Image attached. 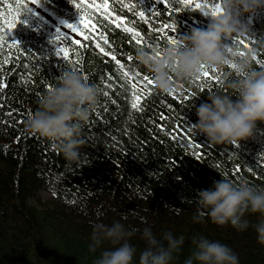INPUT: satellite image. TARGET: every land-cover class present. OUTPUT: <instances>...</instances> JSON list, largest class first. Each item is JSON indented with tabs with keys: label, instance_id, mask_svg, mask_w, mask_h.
<instances>
[{
	"label": "trees",
	"instance_id": "1",
	"mask_svg": "<svg viewBox=\"0 0 264 264\" xmlns=\"http://www.w3.org/2000/svg\"><path fill=\"white\" fill-rule=\"evenodd\" d=\"M102 2L42 0L38 9L58 22L76 23L81 11L76 4L83 6L85 19L93 13L100 17L91 21L98 31L89 39L84 36L90 29L81 25L79 40L69 36L78 43L59 42L69 50L71 63L55 56L49 40L57 26L39 15L21 17L28 26L21 23L10 29L13 33L9 39L18 40L19 48L8 43L0 46V84L5 85L0 88V264H94L102 251L113 246L105 241L95 252L89 250L93 225H111L116 220L127 230L137 229L129 238L138 249L135 264H139V251L146 247L141 238L145 227H150L165 247L163 233L184 236L172 264H184L197 236L226 244L238 256L239 264H264V244L251 226L264 221L260 213H245L250 226L244 230L230 224L216 225L207 209H201L199 222L193 220L199 207L198 191L212 189L221 179L264 187V123L258 122L253 137L239 145H213L192 128L188 130L198 122L196 109L210 103L208 96L237 99L231 84L240 77L230 66L232 58L215 73L205 69L218 77L210 83H205L202 73L200 79L187 81H178L170 73L176 91L163 94L154 83L142 80L145 74L153 80V75L135 59L140 47L155 53L150 47L135 44L131 33L123 30L140 31L162 53L172 45L167 42L169 37L180 39L190 35L193 28L207 29L209 18L194 5L209 3L205 10H210V0H191L187 7L176 5L171 13L160 5L162 14L147 23L134 11L157 8L155 0H122L136 4L134 11L121 7V0H108L115 23L103 19V10L89 7ZM219 3L222 6V0ZM24 5L35 8L31 0H0V24L7 26L13 18L18 22ZM234 17L248 29V35L239 39L248 47L239 48L255 50L253 67L264 69V64L257 62L264 59V8L255 15L234 12ZM164 24L174 25L176 31L165 29L166 35L161 37L152 30ZM100 32L110 41L112 46H105V51L114 53L115 61L95 47ZM117 62L129 73L126 83ZM74 69L87 77L98 96L81 129L80 159L69 162L55 144L27 133L25 123L37 110L42 94L58 84L56 78ZM132 92L141 94L142 110L132 108ZM196 143L199 147L192 146ZM42 190L51 194L52 204L42 200Z\"/></svg>",
	"mask_w": 264,
	"mask_h": 264
},
{
	"label": "clouds",
	"instance_id": "2",
	"mask_svg": "<svg viewBox=\"0 0 264 264\" xmlns=\"http://www.w3.org/2000/svg\"><path fill=\"white\" fill-rule=\"evenodd\" d=\"M70 4V3H69ZM221 14L208 15L207 29L193 28L190 35L181 37L179 43L162 50V55L149 54L145 49L136 50L135 59L153 75V83L163 94L176 91L170 73L178 81L197 79L207 69H221L230 63L238 80L231 84L237 99L229 95H210V103H203L196 109L198 122L190 127L196 134L203 135L213 145H239L252 138L257 123H264V69L253 67L256 51L229 48L227 43L248 35V29L234 17L255 15L264 8V0H222ZM58 84L42 94L37 110L30 114L25 131L40 136L56 145L66 161L80 159L79 149L83 147L81 129L90 116V109L97 103V89L81 74L66 70L57 78ZM199 207L193 216L199 222L207 209L208 217L218 226L230 224L240 230L247 229L250 221L245 213H260L264 216V187L239 184L221 179L212 189L197 193ZM257 239L264 244V221L251 225ZM137 229L127 230L119 220L111 225H93L89 250L95 252L105 241L113 246L104 250L94 264H135L138 249L129 243ZM141 238L146 244L139 251V264H172L175 253L184 242V236L175 238L172 232L163 233L165 247L150 227L142 230ZM193 250L184 264H239L234 251L219 241L204 236L193 237Z\"/></svg>",
	"mask_w": 264,
	"mask_h": 264
},
{
	"label": "snow or ice",
	"instance_id": "3",
	"mask_svg": "<svg viewBox=\"0 0 264 264\" xmlns=\"http://www.w3.org/2000/svg\"><path fill=\"white\" fill-rule=\"evenodd\" d=\"M2 2L7 3V0H2ZM44 2H46V0H44ZM72 2H73V0H68V3H72ZM31 3L33 5H35V8L24 5L23 11L18 13V16H19L18 22L16 21V18H13V21L10 22L7 26H5L4 24H0V46H3L5 43H8L9 47H11V48H19L20 47L21 43L18 40H15V38H13L11 40L9 39V37L12 36V33H13V30H10V29H16L17 26L21 23H24L25 27L28 26L27 21L22 20L21 17L34 18V17L38 16V13L36 11H34V9H38V8L42 7V0H31ZM155 3L158 7L150 10L149 12H146L145 10L140 11V12H135L134 10L136 9V4H134V3L125 4L122 2V0H121V7L127 8L130 11H134V15L139 16L140 19L144 20L147 23V22H149L151 17L160 16L162 14L163 10H167L169 13H171V11L173 10V8L176 5H184L185 7L189 6L191 4V0H155ZM210 4H211L210 10H205V9L209 8V3H204L203 5L200 3H196L194 5V7L197 9H200L203 12V15L205 17L208 16L209 14L213 15V16L221 14L222 9L220 7L219 0H210ZM160 5L163 6V10L159 8ZM75 7L77 9H81V11L78 12V14H79L78 23L73 24V23H69L67 21L61 20L60 25H62V27H59V26L56 27L55 31L51 34V38L49 40V43L54 48L55 56L62 57L63 59L68 60L70 63L72 61L69 60V55H68L69 50L65 47H60L59 42L61 40L68 41L69 44H74V43H78V42L72 41L69 38V34L65 31H63V29H67L71 33H75L77 35H80L81 34V25H85L90 29L88 34H86L84 36V38L87 40V39H89V36H91L94 31H98L97 24H93V23H91V21L94 18L97 21H99V19H100V17H97L95 15V13H93L92 15H89L88 19H85V15L87 13L83 9V6L80 4H76ZM89 7L95 8L98 12L103 10L101 12L103 19L115 23V21L112 19V11L109 7L108 0H103L102 3L89 5ZM11 8H12V6L9 5L10 11H11ZM0 15H2V13H0ZM118 26H121L123 28V25H118ZM165 29H170L172 32L176 31V27L174 25H170V24H164L159 28L153 26V28H152V30L154 32L161 33V37L166 35ZM123 30L131 33V40L134 41L135 44L144 45L145 47H150L152 52L155 53V55H157V56L162 55L161 52L157 51V44L155 42L146 40L145 36L142 35L140 31L135 30L134 28H123ZM161 37H158V39ZM100 41L103 42L104 46L101 45ZM167 42L171 43V44H177V43H179V39H177L176 37H169ZM226 43H227L229 48L240 47L241 45H243L244 47H248V44H246L244 40H236L235 38L231 42H226ZM105 46L108 48H111L112 45H111L110 41L107 39V37L104 35V33L100 32L99 37L95 41V47L98 48L100 50V52L103 53L104 55H111V58L115 61L116 55L114 53L106 52ZM140 48H143V47H140ZM140 48H137V49H140ZM25 52H28L30 55L33 54V52L30 50L25 51ZM6 62L7 61H5V63ZM257 62L264 64V59L258 60ZM230 66L232 68H234V65H230ZM124 68H125L124 64L117 62V70L119 72H121L122 78H124L125 83H126L127 78L129 76V73L126 71H123ZM73 71H77V69H74ZM215 71H216L215 69L212 70L213 73H215ZM132 75L134 77L137 76V74H135V73H133ZM202 75L204 78H206L205 83H210L212 80L218 79V77L211 75L208 71H205V70L202 71ZM84 79L87 80V77H84ZM197 79H200V77H198ZM142 80L147 81L148 84H153L152 78L148 77L146 74L143 75ZM139 82H142V81L138 79V83ZM3 87H5V85L0 84V88H3ZM109 87H111V85H109ZM51 89H52V87L49 86L48 90H51ZM150 93H151V90H149V94ZM108 94H109L108 92L104 93V95H108ZM140 100H141V94H138L137 92L131 93V101H132L131 106L133 109L138 110V111L142 110L141 106H140ZM188 130L191 131V127ZM192 146L193 147H199V143L193 144Z\"/></svg>",
	"mask_w": 264,
	"mask_h": 264
},
{
	"label": "rangeland",
	"instance_id": "4",
	"mask_svg": "<svg viewBox=\"0 0 264 264\" xmlns=\"http://www.w3.org/2000/svg\"><path fill=\"white\" fill-rule=\"evenodd\" d=\"M38 15L44 20V21H47L49 23H51L52 25L54 26H59V27H62V25H60V22L56 21L53 17L43 13V11H41L40 9H34ZM78 23V21L76 22ZM74 23V24H76ZM63 31L67 32L69 34V36H71L72 38L76 39V40H79V35L75 34V33H71L69 30L67 29H63ZM40 195H41V198L43 201H46V202H49L50 204L53 203V198L51 196L50 193H48L47 191H44L42 190L40 192Z\"/></svg>",
	"mask_w": 264,
	"mask_h": 264
}]
</instances>
